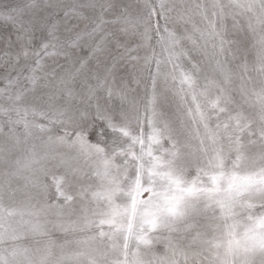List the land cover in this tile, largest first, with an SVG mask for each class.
<instances>
[{"label":"snow or ice","instance_id":"obj_1","mask_svg":"<svg viewBox=\"0 0 264 264\" xmlns=\"http://www.w3.org/2000/svg\"><path fill=\"white\" fill-rule=\"evenodd\" d=\"M0 264H264V0H0Z\"/></svg>","mask_w":264,"mask_h":264}]
</instances>
